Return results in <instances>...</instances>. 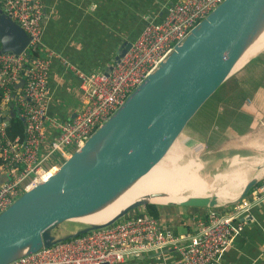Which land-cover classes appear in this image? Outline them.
Wrapping results in <instances>:
<instances>
[{"label": "built area", "instance_id": "built-area-1", "mask_svg": "<svg viewBox=\"0 0 264 264\" xmlns=\"http://www.w3.org/2000/svg\"><path fill=\"white\" fill-rule=\"evenodd\" d=\"M221 1L175 2L161 20L146 23L126 53L113 58L107 70L83 71L68 64L79 80L82 105L73 117L62 121L47 113L48 72L57 54L49 49L36 57L28 54L41 45L42 4L37 0H0V10L30 37L27 51L18 55L0 52V213L54 168L46 166V157H55L60 165L80 148ZM22 79L24 83L18 87ZM245 103L251 100L247 98ZM11 105L23 119L22 138L6 134ZM44 147L47 152L42 156ZM262 200L264 178L233 210L212 207L197 215L192 231L175 233L164 221L139 209L36 251L25 250L6 264H120L129 254L165 249L178 256L172 264H214L241 232L239 217L249 214L253 204Z\"/></svg>", "mask_w": 264, "mask_h": 264}, {"label": "water", "instance_id": "water-1", "mask_svg": "<svg viewBox=\"0 0 264 264\" xmlns=\"http://www.w3.org/2000/svg\"><path fill=\"white\" fill-rule=\"evenodd\" d=\"M263 19L264 0H222L80 148L0 213V264L8 263L25 250L36 251L51 245L57 240L50 234L56 224L105 206L156 165L230 76V64L244 51ZM29 40L26 32L0 10V52L21 54L27 51ZM130 46L131 41L122 44L114 58L123 56ZM37 48L40 46L31 50ZM23 83L22 79L18 87ZM14 114L11 105L9 119ZM116 121L102 154L80 175L62 182L65 176L81 168L84 154ZM258 179L250 178L234 199L220 205L240 201ZM177 203L199 208L219 206L215 194L190 196ZM144 205L136 201L108 222L88 224L67 237L108 225Z\"/></svg>", "mask_w": 264, "mask_h": 264}, {"label": "crops", "instance_id": "crops-1", "mask_svg": "<svg viewBox=\"0 0 264 264\" xmlns=\"http://www.w3.org/2000/svg\"><path fill=\"white\" fill-rule=\"evenodd\" d=\"M37 1L44 9L38 56L42 55L45 49L57 54L48 72L47 113L54 119L64 121L69 120L82 105L79 80L69 65L83 71L109 69L112 59L120 52L122 44L132 42L146 23L161 20L168 7L179 0ZM247 98L248 96L242 101L246 105L244 111H247V114L252 115L254 111H260V106L264 107V102H260L261 94L258 96L253 94L252 99L248 98L251 100L250 104L245 103ZM242 135L244 133L237 136ZM46 152L47 149L44 147L42 156ZM45 162L50 168L59 165L55 157H46ZM263 178H259L255 186L260 184ZM239 203L240 201L230 205H219L217 209L227 212L233 210ZM253 205L249 214L243 213L239 217L243 223L241 232L214 264H264V200ZM208 209L189 208L185 210L184 217L179 210L175 209L171 213L164 207L160 217L175 233H183L192 231L196 216L205 213ZM67 221L70 220L56 224L50 229V234L59 239L81 229L73 227V230L62 233ZM177 257L174 250L165 249L161 252L129 254L120 264H172Z\"/></svg>", "mask_w": 264, "mask_h": 264}, {"label": "rangeland", "instance_id": "rangeland-1", "mask_svg": "<svg viewBox=\"0 0 264 264\" xmlns=\"http://www.w3.org/2000/svg\"><path fill=\"white\" fill-rule=\"evenodd\" d=\"M262 92H264V49L250 57L242 67L228 76L215 93L209 97L204 112H200L201 108L199 109L200 111L189 121L190 123L188 122L178 139L169 148L171 150L174 147L179 152L178 157L175 159L177 168H174L173 171L175 173H184V170L188 168L195 169L199 177L202 178L201 183L197 181L196 185H198L199 190L205 191L203 196L214 195L217 188L220 187L215 181L218 174L229 173L236 168L241 167L237 170L239 172L234 174V171L225 182L239 180L240 184L242 182L244 184L245 181L247 182L253 176L260 179L264 177V173L259 175V169L264 167V107L260 106V111L256 110L250 115V113L247 114V111H244L246 106L243 104L244 102L238 101L243 96H248V98L252 99L253 94L257 96L261 94L262 99L260 102L262 103V101L264 102V93ZM239 95L241 96L239 97ZM206 112L208 115L204 116L203 123L197 124V120L201 119L200 116ZM236 112L246 114L251 118L242 130H235L232 125ZM247 130L248 132L246 133ZM243 133L244 135L237 136ZM214 136L216 138L212 139ZM213 142H216V144L214 145ZM233 145L235 147H232ZM236 159H239L241 163L236 162ZM189 161L191 163L181 168V164H186ZM235 162L237 165H232ZM241 170L246 171V174L240 176ZM240 191H237L236 196ZM187 192V190H184L183 195H187ZM223 202L224 200L218 199V205ZM163 204L178 203L167 202ZM167 207L165 206V208ZM213 207L215 208L216 206ZM189 208L193 207L178 205L177 210L184 216L186 214L185 210ZM139 209H143V206L133 208L128 213ZM65 224V228H62V233L73 230V227L83 228L88 225L76 219L67 221Z\"/></svg>", "mask_w": 264, "mask_h": 264}, {"label": "bare ground", "instance_id": "bare-ground-1", "mask_svg": "<svg viewBox=\"0 0 264 264\" xmlns=\"http://www.w3.org/2000/svg\"><path fill=\"white\" fill-rule=\"evenodd\" d=\"M264 49V19L261 27L256 31L250 42L247 44L241 55L233 61L229 66V72H235L239 67L245 64V62L255 55L257 52ZM117 121L109 126L104 132L102 138L96 141L92 147L84 154L82 158V166L79 170L68 174L62 179V182H66L81 174V172L91 165L104 151V143L116 127ZM252 142V141H251ZM250 143V142H249ZM254 144V143H251ZM176 148L172 147L168 149L166 154L160 159V161L154 165L143 177H141L134 185L122 193L119 197L106 204L105 206L88 213L84 216L77 218L86 224L101 225L115 216L119 215L123 210L133 204L136 201L146 203H167V202H181L186 200L190 196H203L205 191H201L196 185V182L201 183L202 178L196 173L193 168L184 170V173H175L174 168H177L175 159L178 157ZM264 153V152H263ZM261 157V156H260ZM261 159V158H260ZM181 160V155H180ZM242 161V160H241ZM236 162L241 163L239 159ZM235 164L232 165H237ZM255 162V161H254ZM191 161L186 164H181V168L186 167ZM173 164V168H172ZM170 165V168H169ZM241 168V167H240ZM240 168H236L229 173L218 174L215 181L219 184V188L215 192L216 197L219 200H231L236 197L237 191L241 190L246 181L240 184L239 180H225L234 172ZM170 169V170H169ZM233 169V168H232ZM259 175L264 173V167L259 169ZM161 173V174H160ZM246 174V171L241 170L240 176ZM250 175V174H249ZM225 182V183H224ZM195 183V185H194ZM213 183V182H212ZM224 183V184H222ZM207 185V183H205ZM213 186V185H212ZM216 186V185H215ZM239 187V188H238ZM238 188V189H235ZM193 189V190H192ZM184 190H187V195H183ZM196 190V191H195ZM25 250V249H23ZM22 250V251H23ZM21 251V252H22ZM20 253V252H19Z\"/></svg>", "mask_w": 264, "mask_h": 264}, {"label": "trees", "instance_id": "trees-1", "mask_svg": "<svg viewBox=\"0 0 264 264\" xmlns=\"http://www.w3.org/2000/svg\"><path fill=\"white\" fill-rule=\"evenodd\" d=\"M28 54H29L30 57H36L39 54V49H36L34 51L33 50H29ZM240 96L241 95H239V97ZM245 97H247V96H245ZM245 97L244 96H243V98L240 97L238 99V101H244ZM207 103H208V100L202 105V107L200 109L201 111L199 110L200 112H202V111L204 112V109H206ZM206 115H208L207 112L205 114H203L202 116H200L201 119L197 120V124L203 123L204 116H206ZM248 120H250V117L248 115L242 114L240 112H236V115L234 117V122H233L232 125L235 128V130H242V128L246 127ZM200 126H199V128H200ZM230 128H232V126H230ZM23 131H24V123H23V121L21 120V118L17 114H14L12 117H10V119L8 120L7 126H6V134H7V136L11 137V138L15 137V136H19L20 138H22L23 137ZM215 138H216V136H214L212 139H215ZM213 144L215 145L216 142H213ZM178 205L179 204L164 205V204H156V203H146L143 206V209L148 214H150L152 217L161 219V217H160L161 210H163V208L165 206H168L167 209L169 208V212L172 213V211L177 209Z\"/></svg>", "mask_w": 264, "mask_h": 264}, {"label": "clouds", "instance_id": "clouds-1", "mask_svg": "<svg viewBox=\"0 0 264 264\" xmlns=\"http://www.w3.org/2000/svg\"><path fill=\"white\" fill-rule=\"evenodd\" d=\"M5 42H6V41H5ZM37 49H38V48H37ZM14 113H15V112H14ZM255 187H256V186H255ZM255 187H254L253 189H255ZM253 189H251V190L249 191V193H250ZM249 193H248V194H249ZM248 194H247V195H248ZM247 195H246V196H247ZM246 196H245V197H246ZM245 197H244V198H245ZM242 199H243V198H242ZM240 201H241V200H240ZM216 207H218V206H216Z\"/></svg>", "mask_w": 264, "mask_h": 264}]
</instances>
